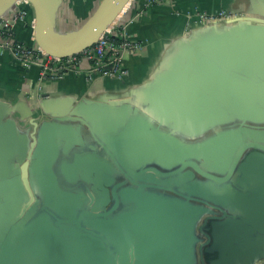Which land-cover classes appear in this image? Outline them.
<instances>
[{"label": "water", "instance_id": "water-1", "mask_svg": "<svg viewBox=\"0 0 264 264\" xmlns=\"http://www.w3.org/2000/svg\"><path fill=\"white\" fill-rule=\"evenodd\" d=\"M62 2L0 0V17L30 5L37 46L49 56L68 58L92 48L132 0H101L81 26L65 33L56 24ZM222 11L233 17L191 23L183 38L253 19ZM204 56L206 72L225 80L220 87L231 92L219 98L222 120L199 132L166 126L168 132L161 134L164 124L156 119L158 133L147 139L134 138L128 116L92 121L91 161L76 158L59 166L66 182L80 180L74 188L78 193L56 186L55 194L43 191L45 206L28 226L21 263L264 264V252L258 250L264 245V92L258 89L264 83V54L257 59L255 51L254 61L243 67ZM249 86L252 94L242 95L241 88ZM203 132L210 136L199 144L179 137ZM32 141L0 156V183L8 181L11 162L25 163L29 172L42 146ZM58 160L54 153L48 162L54 166ZM53 181L60 184L52 172L48 184ZM1 199L0 228L16 219Z\"/></svg>", "mask_w": 264, "mask_h": 264}, {"label": "crops", "instance_id": "crops-1", "mask_svg": "<svg viewBox=\"0 0 264 264\" xmlns=\"http://www.w3.org/2000/svg\"><path fill=\"white\" fill-rule=\"evenodd\" d=\"M100 1L63 0L57 13V30L65 33L77 29ZM21 6L28 15L16 24L15 36L20 42L38 47L34 11L26 3ZM222 10L248 14L253 19L222 29L197 30L187 40L183 38L189 28L188 16H195L196 12L212 15ZM141 11L140 5L131 3L122 19L128 24L130 37L141 44L139 52L124 53L129 71L124 80L103 74L89 80L85 73L87 63L82 67L84 74L69 72L61 79L41 80L37 66L27 68L9 52H0V156L18 151L17 147L27 146L32 139L42 144L29 172L25 163L11 162L8 181L0 183L2 204L10 214H16V219L0 228V264H26L21 263L28 249L24 245L28 241L26 232L40 209H44V190L50 195L57 188L78 193L74 188L80 180L66 182L59 166L76 158L91 161L90 147L95 142L88 126L92 121L101 124L128 116L135 129L134 138L147 139L157 134L161 124L156 119L164 124L161 134L168 132L166 126L199 132L222 120L219 98L231 93L223 91L226 85L220 87L225 80L206 72L204 62L208 59L204 53L212 54L217 63L242 67L254 61L255 51L260 56L257 59L262 60L264 0H180L172 7L153 6ZM231 88L239 94L236 85L231 84ZM241 89L242 95L252 94L251 86ZM258 89L264 92V83ZM183 135H179L182 141L199 144L210 133H193V138ZM69 149L70 153L65 154ZM54 153L59 160L52 166L48 159ZM52 172L58 177L59 186L55 181V185L48 184ZM69 179L74 180L70 174ZM79 195L83 197L84 193ZM263 249L264 245L258 248L264 252ZM219 254L214 253L213 259Z\"/></svg>", "mask_w": 264, "mask_h": 264}, {"label": "built area", "instance_id": "built-area-1", "mask_svg": "<svg viewBox=\"0 0 264 264\" xmlns=\"http://www.w3.org/2000/svg\"><path fill=\"white\" fill-rule=\"evenodd\" d=\"M179 1L132 0L131 3L140 5L142 7L141 12H143L153 6L172 7ZM27 15V10L22 9L21 6L19 10H14L11 14L0 17V52H9L15 60L27 68L37 66L41 80L61 79L69 72L84 74L82 67L85 63L88 64L85 73L89 80L96 74L124 80L129 74L124 60V53H137L141 49V44L130 37L128 24L122 21V15L92 48L68 58L52 57L45 54L39 47H31L17 40L15 26ZM231 17H233L232 14L224 11L212 15L205 12H196L195 16H188V25L190 26L191 23L205 24ZM112 37H119L120 42L112 40Z\"/></svg>", "mask_w": 264, "mask_h": 264}, {"label": "trees", "instance_id": "trees-1", "mask_svg": "<svg viewBox=\"0 0 264 264\" xmlns=\"http://www.w3.org/2000/svg\"><path fill=\"white\" fill-rule=\"evenodd\" d=\"M112 40H114L116 42H120V38L119 37H112Z\"/></svg>", "mask_w": 264, "mask_h": 264}]
</instances>
